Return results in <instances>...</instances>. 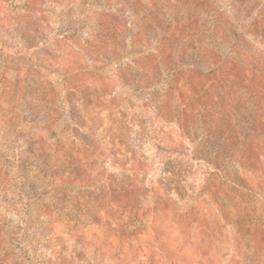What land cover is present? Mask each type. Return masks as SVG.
<instances>
[{
  "label": "rangeland",
  "instance_id": "1",
  "mask_svg": "<svg viewBox=\"0 0 264 264\" xmlns=\"http://www.w3.org/2000/svg\"><path fill=\"white\" fill-rule=\"evenodd\" d=\"M164 2L0 0V264H264V161L243 129L264 99V0H184L216 13L187 37L208 55L173 68L148 42ZM34 134L63 149L52 213L35 187L51 164L23 162Z\"/></svg>",
  "mask_w": 264,
  "mask_h": 264
},
{
  "label": "trees",
  "instance_id": "2",
  "mask_svg": "<svg viewBox=\"0 0 264 264\" xmlns=\"http://www.w3.org/2000/svg\"><path fill=\"white\" fill-rule=\"evenodd\" d=\"M148 2H151L152 4L161 5L162 2H164V1L148 0ZM192 4L193 3H191V5ZM184 5H185L184 0H177L176 3L171 2V4H166V6H164V8H163L164 18L162 20H160V19L158 20V22L160 24L159 30L155 29L153 31V33L151 34L152 39H150L148 37V42L162 43L163 45L165 44V46H167L166 50H164L162 53H160V54L158 53V54L164 56L163 61H165L166 64L169 66L168 68H173V67H175L176 62H180V63L185 62L186 59H189V58H191L193 61L197 62L201 58H205L206 55H208L205 47H203L201 44H197L195 46L191 45V41L188 42L187 37H190L189 32H193V30L199 29L201 27V25L199 24V21H202L203 16H205L206 14L208 16L209 15L213 16V14H215L216 12H215V10H213L211 8V6H208V5H210V3L206 5L203 2H201V4L195 6V8L200 11V14H199L200 18H198V17H196V15H197L196 10H194L190 6H188L187 9H184L183 8ZM192 6H194V5H192ZM204 7L206 8V13L203 12V14H204L203 15L201 8H204ZM257 17L258 16L256 15L255 16L256 21H257V19H256ZM252 24L254 25L255 23L253 22ZM260 24L264 25V18L261 20V22L259 24L256 22V27L258 28V31L262 27V26H260ZM174 26L176 29L179 30L178 32L174 29ZM154 32L156 34H154ZM213 32L218 34L217 35L218 38H220L222 36L221 30H219V28H217V26H214L212 33ZM263 34L264 33L261 34L262 37H263ZM226 37L228 38V36H226ZM191 38H192V36H191ZM181 40L186 43V47H187V49H190V51H188L187 49H183V50L178 49L179 43L177 45H175V42H177V41L180 42ZM260 43L263 44V41H260ZM187 52H189L190 54L186 55V54H188ZM211 54L213 56H216L215 52H213V51H211ZM162 67L164 68V66H162ZM159 73H160V75H162V73L166 74V79H167L166 85L168 86V90L166 91L167 93H165L166 98H165V101L162 102V108L164 107V111L169 113L172 110V105L167 107V104L169 103V101L171 102V99L173 97L171 95H174V93L177 89V84L174 80L175 75L174 74L173 75L168 74L165 69H161ZM263 75H264V73H263ZM148 78H150V77H148ZM148 81H149V79H148ZM249 88H250V86L248 87V90H250ZM262 95H263V93H262V91H260V93L257 96H254V98L258 97L259 102L260 101L262 102V106L259 108L257 115H254L253 112L251 114H249V116H251V119L250 120L245 119L246 120V121H244L245 126L243 127L245 132L249 131L247 138H249V135L251 132L252 134L255 135V139H256L257 144L260 145V146L254 147V148L247 149L248 156H250L253 159V161H257L258 163H262V160L264 161V154L261 152V150H264V99H261L259 97ZM74 108H75V104L72 107V109L74 110ZM245 116H246V113H245ZM47 131L51 136L54 135L55 136L54 138H57L59 136L56 128L53 127V125H49L47 127ZM48 139L49 138L47 137V139H46V137L44 135L43 136H41V135L35 136V134H34L32 136V140H34L33 145L36 148V155L32 152L31 149H29L28 151L23 153V158H24L23 162L29 163L31 161L32 163L30 164V166L33 167V170L35 171V173L38 172L37 173L38 175L41 173L40 161L46 160V163H47V161H49V163L51 164L50 167L48 168L49 171L47 174L48 175L47 178H49V179L45 178L47 180H44L43 183H41V185L35 186L36 188H38V187L40 188V187H42V184H43V187L45 188V192L42 191L43 194L45 195L43 197V199L48 200V201H46L47 203L45 202L44 204L50 211V210H52L53 204H65L66 198L68 195L67 192H68L69 188L66 186L67 183L65 181H63V178H61L60 174L58 173L61 168L62 169L65 168L61 164V162H59V159H58L60 157L61 153L63 152V149L61 146L56 147V145H55L56 141H53L55 143L54 145L47 144V141H50ZM236 151L234 149L233 156L238 155ZM72 153L75 154L74 150L72 151ZM35 178L38 179L37 176H35ZM133 190H134V188H133ZM178 191L180 192L181 190H178ZM169 192H172V191L169 190ZM179 192H178V195L181 194V192L180 193ZM202 192H204V190H202ZM133 194H135V192H133ZM146 196H147V194H145V197ZM145 197H144V199H145ZM232 198H233V200L235 199V197H232ZM170 201H173V200L171 199ZM228 201H230V199Z\"/></svg>",
  "mask_w": 264,
  "mask_h": 264
}]
</instances>
